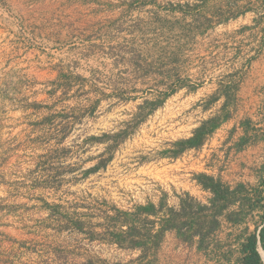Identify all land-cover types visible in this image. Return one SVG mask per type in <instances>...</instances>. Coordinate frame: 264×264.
Returning a JSON list of instances; mask_svg holds the SVG:
<instances>
[{
  "label": "rangeland",
  "instance_id": "1",
  "mask_svg": "<svg viewBox=\"0 0 264 264\" xmlns=\"http://www.w3.org/2000/svg\"><path fill=\"white\" fill-rule=\"evenodd\" d=\"M252 12L263 29L264 0H0V264L128 261L102 241L104 203L126 211L197 198V149L174 156L173 143L221 112L211 99L223 86L236 105L251 83ZM160 101L134 125L139 107ZM120 131L106 166L84 175L114 145L89 138ZM231 136L218 148L222 168L239 144V131ZM55 204L90 215L84 231L51 214Z\"/></svg>",
  "mask_w": 264,
  "mask_h": 264
},
{
  "label": "trees",
  "instance_id": "2",
  "mask_svg": "<svg viewBox=\"0 0 264 264\" xmlns=\"http://www.w3.org/2000/svg\"><path fill=\"white\" fill-rule=\"evenodd\" d=\"M229 89V86H223L219 96L211 100L216 102L222 96L228 101L230 98ZM171 93L166 94V97ZM162 102L146 103L145 106L139 107L140 114L138 113L134 117V125L141 123ZM146 107L147 112L142 113L141 110H145ZM226 118L227 113L223 106L219 114L201 122L189 138L173 143L176 150L173 152L174 156L185 150L201 148ZM125 136V132L120 131L113 135L105 134L101 138L90 137L89 140L94 142L112 141L114 145H107L105 150L110 156L101 161L99 165L85 171L84 175H89L98 168H104L111 159L115 145L121 143L126 138ZM194 179L202 190L211 195L206 204L200 203L187 193L179 197L177 207L167 205L166 195H163L157 205L150 202L144 205H135L126 211L108 207L104 203L103 207H107V209L101 211L105 220V225H102V241L118 250L129 252L131 255L137 251L139 254L128 261L116 262L88 256L84 264H152L164 234L169 230H174L177 236L187 243H191L194 238H197L198 248L207 249V240L219 228V217L223 216L225 212L227 213L224 218L227 222L234 225H247L236 237L239 257L235 264H264V187L262 189H246L244 185L238 184L231 188L204 173L196 174ZM234 206L237 208L229 211ZM60 208L58 204L52 205L51 214L58 215L60 221L66 222V227L74 232H83L85 224L88 223L91 216L80 215L74 210L60 215ZM254 211H257L256 217L252 214ZM83 217L86 218V222L82 221ZM248 224L253 226L250 231ZM38 252L42 258L44 252L47 251ZM45 258L48 260V257Z\"/></svg>",
  "mask_w": 264,
  "mask_h": 264
},
{
  "label": "crops",
  "instance_id": "3",
  "mask_svg": "<svg viewBox=\"0 0 264 264\" xmlns=\"http://www.w3.org/2000/svg\"><path fill=\"white\" fill-rule=\"evenodd\" d=\"M250 14L252 17L246 23V28H250L249 30L252 32L256 31L257 34L256 39L250 41L254 48L246 64L251 73V83L242 84L240 89L235 92L236 105H229L222 96L217 100L219 109L225 106L227 118L217 127L215 134L212 133L213 137L206 140L203 148L196 150V155L198 156L197 161H201L198 166L200 172L220 179L221 182L231 188L242 184L246 189H262L264 187V28L260 29L259 25H256L255 15L253 12ZM234 21H232L233 24L230 22L217 23L215 28H235ZM211 42L217 44L212 55L218 56L220 48L224 47V45L219 46L220 37H212ZM239 54L237 51L233 57L239 56ZM216 90L217 88L214 87L211 92ZM229 107L230 109L227 110ZM249 126L256 129L251 131ZM234 130L239 131V144L236 145V150L230 149L229 154H227V163L229 164L222 168L221 157L217 155L218 148L223 144H231L232 139L229 137L234 133ZM252 132L260 135L250 140L249 137L252 136ZM216 133L220 134L217 135ZM218 136L222 137L217 140ZM208 142H210L211 147L215 146V148L206 150L204 147ZM195 195L197 198H194L202 204H206L211 196L209 192L198 186ZM166 202L171 207H177L179 204L178 199L167 200ZM236 208L234 206L229 211ZM254 213L257 211L252 214L254 215ZM224 216L225 213L219 217V228L207 240V249L198 248L197 238H194L191 243H187L181 240L174 230L167 231L155 253L152 264H235L239 257L236 237L247 225H234L227 222ZM250 225L248 224V230ZM138 254L137 251L133 253V256L136 257Z\"/></svg>",
  "mask_w": 264,
  "mask_h": 264
}]
</instances>
